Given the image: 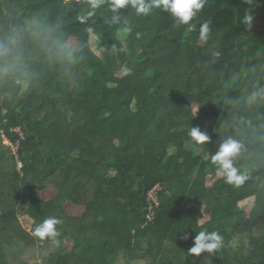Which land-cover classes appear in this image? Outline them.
I'll return each instance as SVG.
<instances>
[{"label": "trees", "instance_id": "16d2710c", "mask_svg": "<svg viewBox=\"0 0 264 264\" xmlns=\"http://www.w3.org/2000/svg\"><path fill=\"white\" fill-rule=\"evenodd\" d=\"M92 3L0 0V264L48 217L62 222L44 240L73 244L45 264H264V0H205L192 31ZM229 141L238 186L211 163ZM200 231L221 246L189 256Z\"/></svg>", "mask_w": 264, "mask_h": 264}, {"label": "clouds", "instance_id": "9594fccd", "mask_svg": "<svg viewBox=\"0 0 264 264\" xmlns=\"http://www.w3.org/2000/svg\"><path fill=\"white\" fill-rule=\"evenodd\" d=\"M100 0H93L92 7L99 6ZM205 0H111V10L116 15L113 16V23L119 20L121 9L131 7L139 15H149L154 9H161L171 15L175 26H187V31L195 28L190 22L203 9ZM252 17L246 16L244 23L251 26ZM210 25L204 22L199 29V38L201 41L209 39ZM139 36V33H137ZM255 95V93L253 94ZM191 139L198 144H206L209 136L202 132L199 127H191L188 132ZM239 150V145L234 141L225 142L221 145L219 151L211 156V163L216 166L218 171L222 172L225 182L233 185H240L245 177L233 166V157ZM62 221L56 217H48L40 222L32 233L33 236L44 240L45 238L55 239L58 235L57 225ZM222 237L215 231H200L193 239V246L188 250L189 256L199 257L202 253L213 254L221 246ZM195 264V262H194Z\"/></svg>", "mask_w": 264, "mask_h": 264}, {"label": "rangeland", "instance_id": "374dc122", "mask_svg": "<svg viewBox=\"0 0 264 264\" xmlns=\"http://www.w3.org/2000/svg\"><path fill=\"white\" fill-rule=\"evenodd\" d=\"M91 47L95 51L96 54L101 55L102 51L98 47V38L96 36H91ZM19 62L18 59L12 60L8 62V66H13ZM8 144V143H7ZM223 173H219L216 178L223 177ZM255 198L251 197L246 199L244 202L240 203V207L245 210L247 214H249L254 207ZM68 238V237H67ZM64 241V242H63ZM72 240L64 239L62 243H70ZM235 244L239 242V240L234 241ZM58 243L46 240H41L35 245L26 244L21 239H14L13 242L7 245V254L9 261L12 264H19L20 262H27L29 264H45L46 262V255L48 251L56 249ZM67 249H63L66 251Z\"/></svg>", "mask_w": 264, "mask_h": 264}, {"label": "built area", "instance_id": "2783aa9c", "mask_svg": "<svg viewBox=\"0 0 264 264\" xmlns=\"http://www.w3.org/2000/svg\"><path fill=\"white\" fill-rule=\"evenodd\" d=\"M4 140H5V143L6 144L8 143L7 145H10L12 147L13 151L16 153L17 152L16 147L12 146L6 139H4ZM20 166H22V165L20 164ZM162 188L163 187L161 184H157L150 190V192L148 194V201L150 202L148 224L153 223L156 219V216H157L156 210L158 209V207L161 204L160 192H161Z\"/></svg>", "mask_w": 264, "mask_h": 264}, {"label": "crops", "instance_id": "0c3cea01", "mask_svg": "<svg viewBox=\"0 0 264 264\" xmlns=\"http://www.w3.org/2000/svg\"><path fill=\"white\" fill-rule=\"evenodd\" d=\"M65 239H70V238H65ZM64 240V239H63ZM46 242H49V241H46ZM64 242V241H63ZM73 244V242H70V243H62V241H61V243H58L57 245V248L56 249H53V250H50V251H48V254L50 253V252H54V251H63V249H65V248H63L65 245H72ZM63 252H65V251H63ZM62 253V252H61ZM48 254L46 255V258H47V256H48ZM133 264H140L139 263V261H135Z\"/></svg>", "mask_w": 264, "mask_h": 264}]
</instances>
